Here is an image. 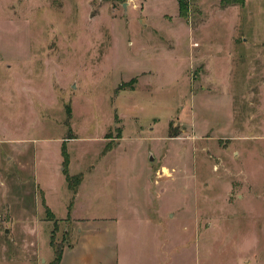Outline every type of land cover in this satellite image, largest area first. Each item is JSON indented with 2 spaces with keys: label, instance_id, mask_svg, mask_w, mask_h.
<instances>
[{
  "label": "rangeland",
  "instance_id": "obj_1",
  "mask_svg": "<svg viewBox=\"0 0 264 264\" xmlns=\"http://www.w3.org/2000/svg\"><path fill=\"white\" fill-rule=\"evenodd\" d=\"M181 1L0 0V264H264V0Z\"/></svg>",
  "mask_w": 264,
  "mask_h": 264
},
{
  "label": "crops",
  "instance_id": "obj_2",
  "mask_svg": "<svg viewBox=\"0 0 264 264\" xmlns=\"http://www.w3.org/2000/svg\"><path fill=\"white\" fill-rule=\"evenodd\" d=\"M67 216H69V214ZM104 221L106 222L99 225L100 231H98L99 233H102L103 238L97 236V232H93L91 230V223L88 224L89 226L81 229L80 233L76 236V239L71 245L64 246V248H62V256L59 264H102L106 262L104 256L99 258L97 253V244L99 241L105 240L104 242L109 245L110 249L111 244L115 242L117 243L113 230L116 229L118 234V223L114 219ZM142 221L143 220L138 219L139 224H142ZM114 251L115 249L113 250V253H115ZM109 257L110 261L108 260V264H111L114 257V255L112 257V252H110Z\"/></svg>",
  "mask_w": 264,
  "mask_h": 264
},
{
  "label": "trees",
  "instance_id": "obj_3",
  "mask_svg": "<svg viewBox=\"0 0 264 264\" xmlns=\"http://www.w3.org/2000/svg\"><path fill=\"white\" fill-rule=\"evenodd\" d=\"M220 3L222 5V7H231V6H235V5L243 6L245 4V0H220ZM186 6L187 5L185 2L178 0V9H179L180 14L184 13V11L186 10ZM63 159H64V161L62 164L64 165V167H67L68 159H67V155L65 153H63ZM64 175H65L66 187H67L68 191H70L73 195L72 200L69 204V206L72 207L71 205L73 203L74 196L78 192L77 188H78V185L81 181V176L78 175V177L75 178V177L70 176V175H66V174H64ZM46 214L53 217V214L51 213L50 209L47 207H46ZM52 247H53V244H52ZM61 251H62L61 248H54L55 257H54V260L50 264H59L61 256H62Z\"/></svg>",
  "mask_w": 264,
  "mask_h": 264
},
{
  "label": "water",
  "instance_id": "obj_4",
  "mask_svg": "<svg viewBox=\"0 0 264 264\" xmlns=\"http://www.w3.org/2000/svg\"><path fill=\"white\" fill-rule=\"evenodd\" d=\"M152 160V159H151Z\"/></svg>",
  "mask_w": 264,
  "mask_h": 264
}]
</instances>
